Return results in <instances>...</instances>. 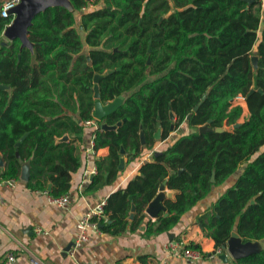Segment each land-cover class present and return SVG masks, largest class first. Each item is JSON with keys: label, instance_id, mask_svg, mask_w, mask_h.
<instances>
[{"label": "trees", "instance_id": "trees-1", "mask_svg": "<svg viewBox=\"0 0 264 264\" xmlns=\"http://www.w3.org/2000/svg\"><path fill=\"white\" fill-rule=\"evenodd\" d=\"M69 1L72 10L55 6L34 19L32 51L20 40L4 42L13 19L0 18V86L8 87L0 89V153L6 161L0 181L19 180L25 160L29 188L47 191L50 182V195L69 193L79 158L72 141H58L81 139L86 122L92 121L98 126L94 149L110 150L108 159L97 162L99 172L89 188L94 190L106 173H118L123 150L135 159L141 155V133L153 145L159 127L167 139L171 127L192 114L190 126L211 120L213 131H194L144 162L139 175L107 201L101 231L124 232L133 207L131 227L138 228L166 182L178 194L165 201V215L147 222L144 234L168 233L247 163L235 185L199 221L217 250L232 232L244 242L264 240L263 0ZM96 76L102 77V105L124 97L101 121L93 116ZM239 95L245 97L249 117L234 128L243 116L242 106L233 103ZM118 123L115 131L102 129ZM188 248L201 250L195 244ZM234 264H264V251Z\"/></svg>", "mask_w": 264, "mask_h": 264}, {"label": "crops", "instance_id": "crops-1", "mask_svg": "<svg viewBox=\"0 0 264 264\" xmlns=\"http://www.w3.org/2000/svg\"><path fill=\"white\" fill-rule=\"evenodd\" d=\"M5 1L7 0H2V5ZM61 4L72 9L69 0H62ZM92 8L94 5L86 11ZM28 38L30 39L29 34ZM2 39L6 43L11 42L4 36V32ZM240 106L243 108L240 120L242 124L249 117V109L246 103ZM174 120L176 121V118ZM186 121L178 127L173 125L174 130L167 139H155L153 145H142L141 141L142 151L137 159L125 151L121 153L125 161L124 169L118 168V173L112 175L106 173L94 190L89 188L98 174H94L95 170L98 171L97 162L108 159L110 150L108 147L94 149V131L98 128L95 123L86 125L81 139L69 136L68 142L72 141L77 149L80 167L72 174L69 193L65 194L70 196L71 204L65 209L51 205L42 191L29 188V180L23 179V175L27 172L25 169H28L30 175V164L24 160L21 176L13 186L0 181V264H5L9 253L16 255L15 264H32L33 259L43 264H234L235 260L230 256L227 262L221 258L226 253L223 248L222 253L217 254L214 240L206 235L199 219L213 210L219 198L235 185L248 166L247 163L242 164L224 183L215 186L211 193L187 212L180 223L168 233L147 237L144 234L147 222L157 219H152L145 210L146 219L138 228L131 227L135 218H131L134 215L132 212L127 219L129 224L121 234L113 235L101 231L99 234H90L87 242L75 246L79 235L78 223L89 211L107 203L115 192L125 189L131 179L139 175L140 166L144 162L153 161L154 154L163 152L179 138L199 131V127H192L188 124L189 120ZM60 142L62 141H58ZM5 165V157L0 153V169L4 170ZM47 183V191H51L52 184ZM165 193L173 194L172 199L166 200H175L178 191L169 190L166 186ZM162 214L165 215L166 211ZM37 229L41 232H37ZM169 234L173 236L170 238ZM175 240H184L188 246L199 245L201 259L187 261L169 252L166 246ZM208 254L214 255L204 256Z\"/></svg>", "mask_w": 264, "mask_h": 264}, {"label": "water", "instance_id": "water-1", "mask_svg": "<svg viewBox=\"0 0 264 264\" xmlns=\"http://www.w3.org/2000/svg\"><path fill=\"white\" fill-rule=\"evenodd\" d=\"M62 0H20V3L15 7V9L12 11V14L15 16L13 22L9 27H7L4 31V36L9 41H15L20 40L22 43L23 48H28L31 51L33 50V43L28 38L29 29L33 24L34 19L42 12L46 11L48 8L55 7V6H63L61 4ZM70 2V1H69ZM71 4V3H70ZM72 7V6H71ZM69 9V8H68ZM73 9V8H72ZM70 9V10H72ZM1 18V16H0ZM151 52V50H150ZM258 57L252 58V63L256 71H258ZM150 64V61L148 62ZM101 76L95 77V98L98 100L96 103V108L94 112V118L101 121L104 120L108 115L113 113L123 101L124 97L121 96L114 103H111L109 105H102V103L99 101L100 94H99V81L101 80ZM0 89H8L7 86H0ZM254 92V91H252ZM261 92V90H260ZM206 98V97H204ZM199 109V106L195 107L194 112H197ZM192 118V114L187 117V120H190ZM171 119L174 120L175 116L173 112H171ZM212 121L210 120L207 125L199 127V133L200 134H206L208 132H212L213 129L210 127V124ZM122 123H118L116 126H109L104 124L102 126V129L105 131H115L118 127L121 126ZM242 124L238 123L234 125V128L240 127ZM174 130V126L171 127V131ZM217 132H224L225 129H217ZM27 135H25L20 142L17 144L19 147L20 144L25 140ZM155 139L160 140L161 139V129L159 128L157 132L155 133ZM69 140V136H65L60 141L66 142ZM141 141L142 145L146 144L144 133H141ZM124 153V150L122 151V154ZM160 153H156L155 155L158 156ZM19 157V154L17 155ZM125 161L124 158L121 157L120 162V170L124 169ZM23 179L29 180L30 175L28 169H25ZM212 182H215V179L213 177ZM166 188V182L163 183V185L160 187L159 194L156 196V198L148 205L146 209V213L148 216H150L152 219H158L162 213L166 211V208L164 206V202L166 199H172L173 194L165 193ZM135 211V208L133 207V213ZM134 215H132L131 218H133ZM169 234V237L171 238ZM223 249L226 251L224 255L221 256L222 259H224L226 262L228 260V256H230L235 261H239L242 259L249 258L253 255L259 254L262 251H264L263 241H249L244 242L243 239L239 236L237 232H232L231 237L227 244L223 247Z\"/></svg>", "mask_w": 264, "mask_h": 264}, {"label": "built area", "instance_id": "built-area-1", "mask_svg": "<svg viewBox=\"0 0 264 264\" xmlns=\"http://www.w3.org/2000/svg\"><path fill=\"white\" fill-rule=\"evenodd\" d=\"M20 3V0H7L2 5V10L0 13L1 18L8 19L11 18L14 20V15L12 14V11L15 9V7ZM263 7H264V1H263ZM86 11V9H84ZM13 22V21H12ZM233 103L235 105H242L246 103L245 97L242 95L237 96L233 99ZM94 122L87 121L86 125H92ZM95 139V136H94ZM96 170L94 171V174H96ZM10 186H13L16 182L15 179L4 181ZM43 194H45L48 198V202L61 209L68 208L71 204V198L69 195H62L59 197H54L49 194L48 191H42ZM0 203H2V200L0 198ZM106 203H102L98 205L96 208L89 211L78 223V229H79V235L75 241V246L81 245L88 241L90 234H99L101 232V225L99 224L100 220H106L107 217L104 214V207ZM37 232H41L40 229H37ZM166 249L169 252H173L174 255L180 256L185 258L187 261H199L202 257V254L199 250H194L191 248H188V245H186L184 240H175L171 241L167 244ZM222 249H218L217 254H221ZM16 255L14 253H9L6 257L5 264H15L16 262ZM32 264H43L37 259L32 260ZM122 264V263H117Z\"/></svg>", "mask_w": 264, "mask_h": 264}, {"label": "rangeland", "instance_id": "rangeland-1", "mask_svg": "<svg viewBox=\"0 0 264 264\" xmlns=\"http://www.w3.org/2000/svg\"><path fill=\"white\" fill-rule=\"evenodd\" d=\"M240 122H241V121H240ZM240 122H239V123H240ZM262 241H263V246H264V240H262Z\"/></svg>", "mask_w": 264, "mask_h": 264}]
</instances>
